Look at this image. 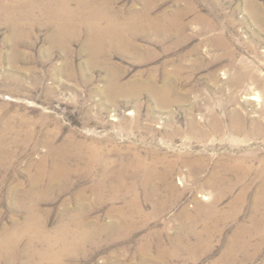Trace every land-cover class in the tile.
<instances>
[{"label":"rangeland","instance_id":"rangeland-1","mask_svg":"<svg viewBox=\"0 0 264 264\" xmlns=\"http://www.w3.org/2000/svg\"><path fill=\"white\" fill-rule=\"evenodd\" d=\"M205 224L158 264H264V0H0V264H152Z\"/></svg>","mask_w":264,"mask_h":264},{"label":"bare ground","instance_id":"bare-ground-1","mask_svg":"<svg viewBox=\"0 0 264 264\" xmlns=\"http://www.w3.org/2000/svg\"><path fill=\"white\" fill-rule=\"evenodd\" d=\"M63 2V1H62ZM65 2V1H64ZM63 2V3H64ZM62 6V5H61ZM60 7V6H59ZM99 7V6H98ZM57 8V7H56ZM55 8V9H56ZM66 8V7H65ZM100 8V7H99ZM90 9H92V8H90ZM54 10V9H53ZM56 10H58V8L56 9ZM55 10V11H56ZM66 10V9H65ZM60 11V10H59ZM61 11L63 12V10L61 9ZM67 12H68V10H66ZM103 11V10H102ZM65 12V11H64ZM63 12V13H64ZM70 12V11H69ZM72 12V11H71ZM74 13V12H73ZM81 13V12H80ZM88 13H90V12H88ZM96 12L94 11L93 12V14H95ZM56 14V13H55ZM67 14V13H66ZM71 14V13H70ZM76 15H77V13H75ZM83 14V13H82ZM92 14V15H93ZM101 14V13H100ZM92 15H91V17H92ZM104 15V14H103ZM58 16V15H57ZM62 16H64V15H62ZM66 16V15H65ZM73 16V15H72ZM96 16V15H95ZM69 17V16H68ZM99 17V16H98ZM57 18H59V17H57ZM66 18V17H65ZM94 18V17H93ZM106 18H107V20H108V25L106 26L107 27V29L109 28V31H112V29L114 28V27H116L115 26V23H113L112 22V20H111V18H110V16L109 15H106ZM105 18V19H106ZM67 19H69V18H67ZM99 19V18H98ZM101 19V18H100ZM100 19H99V21H100ZM103 19V18H102ZM61 20V19H60ZM65 20V19H64ZM94 21V20H93ZM102 21V20H101ZM100 21V22H101ZM65 23V22H64ZM102 23V22H101ZM92 24V23H91ZM98 25V23L96 24V25H94V26H92L93 27V29L95 30H97V32L98 33H101V32H103V31H105V29L104 28H102V27H99V25ZM100 26H101V24H100ZM122 26V25H121ZM147 27V26H146ZM151 27H152V25H151ZM120 28V27H119ZM140 28V27H139ZM119 30V29H118ZM117 30V31H118ZM125 30V29H124ZM123 30V31H124ZM133 32V31H132ZM111 33V32H110ZM113 33V32H112ZM102 34V33H101ZM105 34V33H104ZM104 34H102V36L104 35ZM96 35V34H95ZM118 35V34H117ZM96 36H98V35H96ZM101 36V35H100ZM99 37V36H98ZM117 37V36H116ZM104 38H105V35H104ZM122 39V38H121ZM124 39V38H123ZM116 40V39H115ZM125 40V39H124ZM119 45H120V43H119ZM247 75V73L246 72H243V71H241L240 72V77H244V76H246ZM45 162H43V166H41L40 167V173L36 176V177H34V182L36 183V184H42V173L41 172H43L44 174H47L48 173V175H49V178H50V180H53L54 178H58V177H60V178H63V179H65V178H67V176L69 175L68 174V172H67V168L63 165V164H58V163H56V164H54L53 165V167H52V170L50 171V169H48L47 170V168H46V166H45ZM235 168H233L232 166L229 168L228 167V169H237V170H239L240 168H241V166L238 164V165H235L234 166ZM47 170V171H46ZM104 178H105V175H104ZM56 180V179H55ZM104 187V183L102 182V181H99V182H97V184L95 185V187H99V188H101V187ZM112 186H115V185H112ZM44 191V190H43ZM81 195V194H80ZM136 209H138V212H142L143 210H142V207L141 206H136ZM214 214V211H213V209L211 208L210 209V215H213ZM129 216H132V213H128V214H126L125 215V217H129ZM188 218H189V220H196V218L194 217V216H192V215H189L188 216ZM125 219V218H124ZM126 220V219H125ZM128 220V219H127ZM198 222H200L199 220L197 221V223ZM129 224V223H128ZM30 225H31V223H30ZM111 226V225H110ZM27 227H31V226H28L27 225ZM38 226H36V228H37ZM66 227H67V225H66ZM63 228H65V227H63ZM69 228V227H68ZM131 228H133V227H131ZM188 228V227H187ZM27 229V228H26ZM30 229H32V227L30 228ZM79 229V228H78ZM39 230V229H38ZM41 230V229H40ZM62 230V229H61ZM68 230V229H67ZM128 230V229H127ZM132 230V229H131ZM27 231V230H26ZM32 231V230H31ZM70 231V230H69ZM75 231V230H74ZM78 232H79V230H77ZM89 231V230H88ZM28 232V231H27ZM35 232H36V230H35ZM42 232H44V230L42 231ZM61 232V231H60ZM77 232V233H78ZM87 232V231H86ZM68 233V232H67ZM75 233V232H74ZM83 233V232H82ZM85 233V232H84ZM88 233V232H87ZM35 234V233H34ZM70 234H71V232H70ZM61 235V234H60ZM79 235V234H78ZM89 235V234H88ZM194 235L196 236V238H197V240L196 241H194V242H192L191 241V238L189 237V234L188 233H185V235H184V237H183V235L181 234V236L178 238V236H177V238H178V241H177V239H176V241L174 242L173 240H172V244L171 245H169V246H167V244L164 246V245H162L161 243H157V249H156V254H154L153 256H152V258H147V257H145V256H143L142 258H141V261L143 262V261H151V263L152 264H158V263H160L161 261H163V262H166L167 260H169L170 258L172 259V258H175L176 256H177V252L178 251H180V247L182 248V247H186V248H195V249H201V250H204L208 245V241L210 240V238H211V236H213V232H212V230H210V228L205 224V226H204V229L201 231V230H198V231H194ZM87 236V235H86ZM46 237L47 236H44L43 235V233H39V234H36V238H39V239H41V240H43L44 242L46 241ZM79 237H80V235H79ZM84 237V236H83ZM82 237V238H83ZM8 239V238H7ZM35 239V238H34ZM49 239V238H48ZM47 239V241H49ZM54 239V238H53ZM61 240V239H60ZM9 241V240H8ZM53 241V240H52ZM66 241V240H65ZM78 241V240H77ZM83 241V240H82ZM81 241V242H82ZM147 241V240H146ZM170 241V240H169ZM14 242V241H13ZM31 242V241H30ZM33 242V241H32ZM55 242H57V241H55ZM64 242V241H63ZM62 242V243H63ZM15 243H17V242H15ZM47 243V242H46ZM49 243H50V241H49ZM67 243V242H66ZM70 243V242H69ZM149 243V242H148ZM148 243H142V245L140 246V251L141 252H148L149 251V247L151 246V245H147ZM151 243V242H150ZM234 243V244H233ZM233 243H232V246L230 247V250L228 251V252H230V257L233 259H235V258H237V255L240 253V256H242V257H244V258H248V257H250V256H252L253 254H250L249 253V240L248 239H245L244 240V242L242 243V245H238L237 244V241H233ZM50 245H52V243L50 244ZM64 245H66V244H64ZM53 246V245H52ZM155 246V245H154ZM178 248H177V247ZM35 247V246H34ZM50 247V246H49ZM54 247V246H53ZM67 247V246H66ZM260 247L261 246H258L257 248H256V251H257V249H258V251H259V249H260ZM35 249H36V247H35ZM53 249V248H52ZM62 249V248H61ZM151 249V248H150ZM179 249V250H178ZM35 253V252H34ZM39 253V252H38ZM149 253V252H148ZM40 255V261H39V264L40 263H42L43 261H47V260H52V259H56L57 257H56V254L54 255V253H53V251H51V250H49V251H44V250H41V252L39 253ZM144 254V253H143ZM142 254V255H143ZM60 255V254H59ZM178 256H179V253H178ZM37 258V257H36ZM62 259V258H61ZM159 261V262H158ZM53 262V261H52ZM53 264H57L56 262H54Z\"/></svg>","mask_w":264,"mask_h":264}]
</instances>
